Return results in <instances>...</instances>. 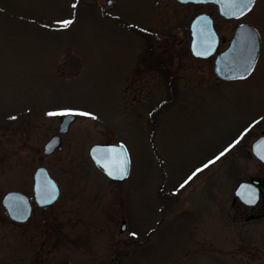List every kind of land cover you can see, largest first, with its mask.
Returning <instances> with one entry per match:
<instances>
[{
    "label": "rangeland",
    "instance_id": "374dc122",
    "mask_svg": "<svg viewBox=\"0 0 264 264\" xmlns=\"http://www.w3.org/2000/svg\"><path fill=\"white\" fill-rule=\"evenodd\" d=\"M108 1L0 0V199L30 195L39 165L61 195L47 238L13 240L0 217V248L33 247L39 264H264V220L239 226L232 204L236 184L262 174L249 146L264 130V0L240 20L261 39L251 74L220 82L191 59L188 24L206 12L227 39L239 21L210 4ZM157 33L168 46L151 45ZM170 68L176 89L161 87ZM62 112L89 115L73 114L44 155L62 116L48 113ZM108 142L127 151L122 182L88 156Z\"/></svg>",
    "mask_w": 264,
    "mask_h": 264
},
{
    "label": "water",
    "instance_id": "95a60500",
    "mask_svg": "<svg viewBox=\"0 0 264 264\" xmlns=\"http://www.w3.org/2000/svg\"><path fill=\"white\" fill-rule=\"evenodd\" d=\"M179 2L213 3L217 6L218 14L226 19L239 18L249 10L243 6V0H178ZM253 3L251 4L252 7ZM243 8V10H242ZM191 43L190 49L195 57L205 58L210 56L217 46V34L214 31L211 18L206 14H200L190 23ZM259 52V38L256 31L247 24L238 25L231 37L228 47L218 54L214 71L223 80H235L246 78L255 65ZM73 114L64 115L58 125V133H66L70 124L74 121ZM56 149H61L60 136H52L43 146V153L48 155ZM252 154L264 163V134L251 143ZM88 155L95 167L112 180L122 181L129 172V158L122 144H93ZM123 164L125 174L119 178V167ZM109 171L113 175H109ZM240 183L234 191L235 197L245 195L244 201L253 204L257 199V190L249 191ZM34 197L40 205L52 204L59 195L57 183L48 175L45 167H38L33 177ZM2 205L12 219L26 217L30 210L27 197L23 194L10 191L3 195ZM23 211L19 216L15 210ZM125 229L124 223L120 232Z\"/></svg>",
    "mask_w": 264,
    "mask_h": 264
},
{
    "label": "flooded vegetation",
    "instance_id": "af4514ba",
    "mask_svg": "<svg viewBox=\"0 0 264 264\" xmlns=\"http://www.w3.org/2000/svg\"><path fill=\"white\" fill-rule=\"evenodd\" d=\"M174 1L176 3H178V4H181V5H206V4H195V3H180L177 0H174ZM257 2H258V0H254V4H253L252 9L254 8V6L256 5ZM156 4L157 5L159 4V2L157 0H156ZM210 5H213V4H210ZM252 9H251V11H252ZM251 11H249L246 15H244L241 18L235 19V20L239 21L238 24L245 23V22H242L240 20H242L245 16H247ZM200 13H206V12L202 11ZM200 13H196L191 18V20L196 15H198ZM231 20H234V19H231ZM189 24H190V22H189ZM189 24H188V31H189ZM213 25H214V20H213ZM214 28H215V25H214ZM215 30H216V28H215ZM217 34H218V32H217ZM188 35H189V41H190V32H189ZM231 36H232V33L227 39H221L219 34H218V42H217V47H216V50H215L214 54L209 56V57H207V58H205V59L194 57L191 54V52H190L189 42L187 43L188 53H189V55H190L192 60L210 61L209 62L210 63V72H211V74L214 77L216 82L226 81V80H222V79H220L219 77L216 76V74L214 72V67H215L216 56L221 51H223L224 49L227 48V46L229 45ZM258 36H259V34H258ZM161 37H162L161 33H157L155 35L151 45L156 43L157 45H160V46H163V44L168 46L170 42L168 40H166V41L161 40L162 39ZM259 42H260V47H261V39H260V37H259ZM162 60L164 61L163 57H162ZM257 60H258V58H257ZM164 64H165V66L172 68V66L170 64L168 65L165 62H164ZM171 68H170V70H159L161 72V74H164V73H166L168 71L171 72L170 73L171 74V76H170L171 78L169 80H166L164 83H162L164 85L161 86V87L169 88V89H174V88L176 89V88H178V87H176V85L178 83L176 81H173V79H172L173 78V76H172L173 73H172ZM141 70L142 69H140L138 72H142ZM136 71L137 70H131L130 73H135ZM138 72H136V73L138 74ZM229 81H233V80H229ZM132 82L133 81H131V80L127 81V83H129V84H131ZM206 84H208V83H206ZM262 133H264V130L261 131L259 135H261ZM259 135H257L256 137H258ZM60 140H61V136H60ZM258 165H259V168H261V170H262V174L260 176H257V177L249 176V178L244 179V180H240L236 184V186H237L241 182L246 183L247 188L245 189V191L247 193L249 191H251V190L252 191H254L255 189L257 190V199H256V201L253 204L247 203V201H251L249 198H248L247 201H244L243 198H245V195L241 196V194H240L236 198H234V197L232 198V204L234 206L233 212H234V214H236V216L238 218L239 226L241 224H247V223H252V222H260V221L264 220V163L258 161ZM39 166H37L32 172V176H31L32 183H31V194L30 195L29 194H25V193H23V192H21L19 190H14L16 192H19V193L23 194L25 197H27L28 204L30 206V210L28 212V215L26 217H24V218L23 217H19V218H16V219H12V218L9 217L8 212L3 207L0 210V217H2L3 221L7 223V226L6 225L5 226L8 228V230H6V232H4V233L8 232L9 235L8 234L7 235L8 236L11 235L12 236L11 238H13V240H14V237L16 239L20 240V241H21V239H25L26 237H29V238L33 237L34 238L36 232H39V231L43 234L42 238H47V234L50 231L49 230L50 227H51V226H49V221L50 220H48V218L50 217L49 209L52 208L56 204V202L60 199V196H61L60 195V187H59L58 198L52 204L40 205L39 203H37V201H36V199L34 197V192H33V177H34L36 169ZM45 168H47V167H45ZM96 170L100 174H102L108 181H110L112 183L115 182V181H112L109 178H107L98 169H96ZM48 173L51 176V173L49 172V170H48ZM51 177L57 182L56 178H54L53 176H51ZM57 184H58V182H57ZM58 186H60V184H58ZM15 211H16L15 213L18 214L19 216H21L23 214V211H21L20 209L19 210H15ZM1 237L4 238V237H6V235H3ZM8 251L13 252L14 255H15V257L12 260H6L4 258V254L6 252H8ZM7 261H8V263L13 262L15 264H39V257L36 254V251H35V249H33V247L28 248V251H27L25 248H23L21 246L14 245L13 247H11L9 249L8 248H4V247L0 248V264H4Z\"/></svg>",
    "mask_w": 264,
    "mask_h": 264
},
{
    "label": "snow or ice",
    "instance_id": "6c2138e0",
    "mask_svg": "<svg viewBox=\"0 0 264 264\" xmlns=\"http://www.w3.org/2000/svg\"><path fill=\"white\" fill-rule=\"evenodd\" d=\"M254 3V0H243V6L246 7V10H251V4ZM243 10V8H242ZM71 23V21H64L62 22L63 26H67ZM70 114H79V115H89L88 113H70V112H62V113H48V115H70ZM223 155V154H221ZM119 171V178H123L124 174H125V169L123 167V164H121V166L118 169ZM110 176L113 175L112 171H109L108 173ZM189 179H191V177H189ZM187 183V181L185 182ZM181 187H183V185H181Z\"/></svg>",
    "mask_w": 264,
    "mask_h": 264
}]
</instances>
